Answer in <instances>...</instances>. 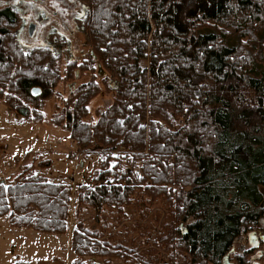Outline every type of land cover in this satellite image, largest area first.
I'll use <instances>...</instances> for the list:
<instances>
[{"label":"trees","instance_id":"trees-1","mask_svg":"<svg viewBox=\"0 0 264 264\" xmlns=\"http://www.w3.org/2000/svg\"><path fill=\"white\" fill-rule=\"evenodd\" d=\"M77 1L89 52L64 69L54 49L21 45L23 13L0 10V101L40 124L57 98L49 123L70 132L73 160L95 155L98 170L74 192L29 167L0 182V219L64 235L76 194L71 264H161L142 251L154 227L123 220L128 207L164 197L168 232L153 243L167 264H225L242 237L264 234V0ZM74 68L92 77L65 96L57 88L76 84ZM96 71L117 89L91 122ZM123 228L140 235L122 239Z\"/></svg>","mask_w":264,"mask_h":264},{"label":"rangeland","instance_id":"rangeland-1","mask_svg":"<svg viewBox=\"0 0 264 264\" xmlns=\"http://www.w3.org/2000/svg\"><path fill=\"white\" fill-rule=\"evenodd\" d=\"M11 7L17 9L22 15V24L19 31V38L27 49L52 48L56 57L62 58V69L66 68L68 62L75 61L79 65L84 60L85 54L89 52L87 40L82 32V15L86 9L77 0H0V10ZM43 11L47 19H42L39 13ZM36 24L37 29L33 37H30L28 26ZM98 71V68H97ZM95 73L100 86V94L89 104V121H97L99 112L109 108L115 98L117 84L113 80L102 81ZM73 74L78 73V69L72 70ZM80 76V74L78 73ZM78 76L76 84L66 82L60 84L57 92L68 95V89L73 86L82 85L90 80V73ZM59 103L53 97L44 104V121L40 124L26 121L18 116L14 110L6 107L0 101V182L14 183L18 176L27 168L34 166L40 174H45L50 180L56 183L72 185L76 192L79 185L84 183V179H89L98 170V161L95 155L85 157L78 152L73 157L70 132L53 127L49 123V118L55 111ZM67 140L68 143H65ZM50 162L48 170L41 169V163ZM48 162V163H49ZM124 184L127 182H123ZM139 211L134 212V206L127 208L130 223L123 220V225L135 228L139 224L143 225L142 231L149 227H154V239L149 247L143 248L151 251V256L161 260V264H167V254L163 248L153 242L165 236L166 228L171 213L170 205L164 197H159L150 204L142 203ZM167 210V212H166ZM68 221V230L64 235L44 234L31 229H18L9 225L7 218L0 219V264H71L75 255L71 249L72 232L78 222L76 209V194L73 195V202ZM140 211H144L142 216ZM160 213L159 219L157 215ZM131 214L135 217L132 219ZM264 225V224H263ZM122 239L137 238L140 233L132 234L123 228L120 229ZM118 231L117 233H119ZM128 233V234H127ZM145 233V232H144ZM259 235L257 232H250L242 237L234 248L229 263L236 264L235 256H243L253 248L252 236ZM143 237V236H142ZM152 237V238H153ZM160 244V243H159ZM257 250L245 257L248 264H264V244L259 243ZM169 261V260H168ZM88 263V262H87ZM114 264H126L125 261L115 259Z\"/></svg>","mask_w":264,"mask_h":264},{"label":"water","instance_id":"water-1","mask_svg":"<svg viewBox=\"0 0 264 264\" xmlns=\"http://www.w3.org/2000/svg\"><path fill=\"white\" fill-rule=\"evenodd\" d=\"M36 29H37V25L36 24H30L28 26V32H29V35L30 37H33L35 32H36ZM99 71H100V74H103V70L101 68V66H99ZM256 238L255 235H253V239ZM261 241L264 242V236L261 237ZM225 264H230L228 260L225 261Z\"/></svg>","mask_w":264,"mask_h":264},{"label":"flooded vegetation","instance_id":"flooded-vegetation-1","mask_svg":"<svg viewBox=\"0 0 264 264\" xmlns=\"http://www.w3.org/2000/svg\"><path fill=\"white\" fill-rule=\"evenodd\" d=\"M33 1H36V0H31V2H33ZM39 16L42 17V19H47V17L45 16V13H44L43 11H41V12L39 13ZM259 235H260V234H259ZM255 237H256V238L253 239V236H252V239H253V241H254L252 244H254V246L257 247V246L259 245V239L261 240V237H262V236H256V235H255ZM230 264H231V263H230Z\"/></svg>","mask_w":264,"mask_h":264},{"label":"built area","instance_id":"built-area-1","mask_svg":"<svg viewBox=\"0 0 264 264\" xmlns=\"http://www.w3.org/2000/svg\"><path fill=\"white\" fill-rule=\"evenodd\" d=\"M65 143H68L67 140H65ZM72 149H74L73 144H71Z\"/></svg>","mask_w":264,"mask_h":264},{"label":"snow or ice","instance_id":"snow-or-ice-1","mask_svg":"<svg viewBox=\"0 0 264 264\" xmlns=\"http://www.w3.org/2000/svg\"><path fill=\"white\" fill-rule=\"evenodd\" d=\"M20 2V0H16V3H19Z\"/></svg>","mask_w":264,"mask_h":264}]
</instances>
